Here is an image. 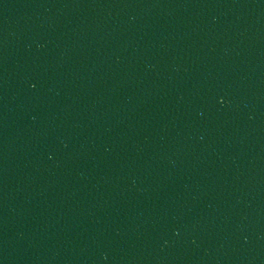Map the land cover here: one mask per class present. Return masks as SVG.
I'll list each match as a JSON object with an SVG mask.
<instances>
[{
  "label": "water",
  "instance_id": "water-1",
  "mask_svg": "<svg viewBox=\"0 0 264 264\" xmlns=\"http://www.w3.org/2000/svg\"><path fill=\"white\" fill-rule=\"evenodd\" d=\"M0 264H264V0H0Z\"/></svg>",
  "mask_w": 264,
  "mask_h": 264
}]
</instances>
